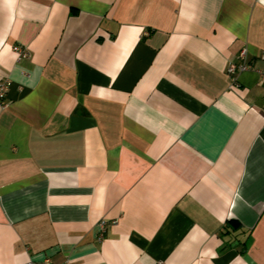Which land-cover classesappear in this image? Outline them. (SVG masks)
I'll use <instances>...</instances> for the list:
<instances>
[{
  "label": "crops",
  "instance_id": "obj_1",
  "mask_svg": "<svg viewBox=\"0 0 264 264\" xmlns=\"http://www.w3.org/2000/svg\"><path fill=\"white\" fill-rule=\"evenodd\" d=\"M262 56L264 0H0V264H264Z\"/></svg>",
  "mask_w": 264,
  "mask_h": 264
},
{
  "label": "built area",
  "instance_id": "obj_2",
  "mask_svg": "<svg viewBox=\"0 0 264 264\" xmlns=\"http://www.w3.org/2000/svg\"><path fill=\"white\" fill-rule=\"evenodd\" d=\"M14 52L17 54L19 58H28L30 56L29 51L25 49L24 47H18V45L14 46L13 49ZM246 49H242L239 54L232 60H230L226 67V72L231 75L232 81H235V74L237 72H242L247 70L250 66H248V62L246 60ZM264 57V56H262ZM258 76L261 83H264V70L258 71ZM8 88V80H0V100H2L5 96V93ZM115 221L111 220L108 221L107 219H101L98 222V229H100V234L98 236V239H101L103 237V233L105 232V228L108 224H112ZM49 259L45 260L46 264H49Z\"/></svg>",
  "mask_w": 264,
  "mask_h": 264
}]
</instances>
